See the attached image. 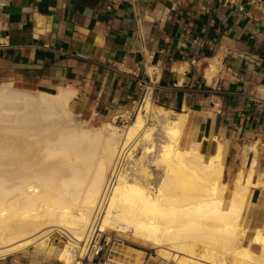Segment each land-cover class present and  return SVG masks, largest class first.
Wrapping results in <instances>:
<instances>
[{"label": "bare ground", "instance_id": "1", "mask_svg": "<svg viewBox=\"0 0 264 264\" xmlns=\"http://www.w3.org/2000/svg\"><path fill=\"white\" fill-rule=\"evenodd\" d=\"M74 94L0 83V257L53 247L61 263L79 264L96 215L99 232L155 249L115 241L118 264H264V228L243 224L251 187H264L256 146L229 187L222 143L206 156L201 141L184 140L186 112L145 96L121 114L128 123L94 124L74 117ZM138 149L150 165H126Z\"/></svg>", "mask_w": 264, "mask_h": 264}, {"label": "crops", "instance_id": "2", "mask_svg": "<svg viewBox=\"0 0 264 264\" xmlns=\"http://www.w3.org/2000/svg\"><path fill=\"white\" fill-rule=\"evenodd\" d=\"M3 82L68 87L72 110L93 123L150 96L186 112L184 140L201 141L206 156L222 143L229 187L253 145L254 179L264 180V0H0ZM248 204L251 232L264 228V187H251ZM0 264L63 263L53 247H29Z\"/></svg>", "mask_w": 264, "mask_h": 264}, {"label": "built area", "instance_id": "3", "mask_svg": "<svg viewBox=\"0 0 264 264\" xmlns=\"http://www.w3.org/2000/svg\"><path fill=\"white\" fill-rule=\"evenodd\" d=\"M95 218L96 215L91 224L92 232L86 244V253L79 258V264H118L112 246L115 241H122V238L114 233L96 230L98 218Z\"/></svg>", "mask_w": 264, "mask_h": 264}, {"label": "rangeland", "instance_id": "4", "mask_svg": "<svg viewBox=\"0 0 264 264\" xmlns=\"http://www.w3.org/2000/svg\"><path fill=\"white\" fill-rule=\"evenodd\" d=\"M74 117H75L77 120H79L81 116H79V115H77L76 113H74ZM7 119H8V116L5 115V116L3 117V120H4V121H1V122H0V127L6 125V121H7ZM116 121H117V123L120 124V125H123L124 122H127V123H128V121L122 119L121 117H120V118H117ZM153 121L157 123L156 120H153ZM94 124H99V123H94ZM4 130H7V128H5ZM52 133H55V130H53ZM133 159H135L136 162H143V161H145V163H148L149 165H150V162H151V160H152V158L149 157L148 155L144 154V153L141 151V149H138V150H135V151L132 152V155H131L129 161L126 163V165H131V164L133 163ZM147 161H148V162H147ZM138 165H139V163H137L136 166H138ZM140 167H141V166H138L139 169H140ZM141 168H143V167H141ZM145 171H146V170H145ZM149 175H151V176L155 177V179H157V177H158V169L151 168V172L149 173ZM253 193H254V192H253ZM251 207H252V203H251ZM248 209H249V204H248L247 211H246V214H245V217H244V220H243V224H244V225H247V224H246V216H247ZM260 211H261V208H260V210H259V215H258L257 220H256L257 223H260V216H261V215H260V214H261ZM249 224H250V223H249ZM119 237H120V236H119ZM122 242H124V243H126V244H129V245H133V246L140 247V248H142V249L145 250L146 254H150V252H151V253H155V249H152V248H149V247L141 246V245H139V244H137V243H134V242H132V241H130V240H128V239H123Z\"/></svg>", "mask_w": 264, "mask_h": 264}]
</instances>
